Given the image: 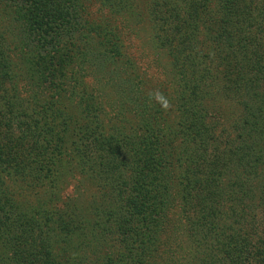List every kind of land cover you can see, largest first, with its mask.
I'll return each mask as SVG.
<instances>
[{
    "label": "trees",
    "instance_id": "obj_1",
    "mask_svg": "<svg viewBox=\"0 0 264 264\" xmlns=\"http://www.w3.org/2000/svg\"><path fill=\"white\" fill-rule=\"evenodd\" d=\"M174 206L180 264H264V0H0V264H176Z\"/></svg>",
    "mask_w": 264,
    "mask_h": 264
},
{
    "label": "rangeland",
    "instance_id": "obj_2",
    "mask_svg": "<svg viewBox=\"0 0 264 264\" xmlns=\"http://www.w3.org/2000/svg\"><path fill=\"white\" fill-rule=\"evenodd\" d=\"M100 13V12H99ZM103 14L106 13V11L101 12ZM100 13V14H101ZM134 21H130L131 26H132V31L126 34H130V36L128 37V41H130L131 43H133L132 41L136 40V43H133V46L137 47V50L139 51V49L142 48H146V50L148 52H151V55L148 57V60H144L145 64H143L144 66H149L147 72L149 73V71H152V69H155L158 71V69L153 65L152 63V58H153V52L157 53V51L154 48L151 47V41L149 40V34H148V26L146 25V23L140 22L139 24H134ZM136 22V21H135ZM139 26V28L134 29L136 26ZM126 32V31H125ZM138 36V38H137ZM139 47V49H138ZM152 48V50H151ZM159 61L161 62V64L163 65V69L167 70L168 68V60L165 56V54L161 51L158 53ZM158 59V57H156ZM142 68V67H141ZM159 73V71H158ZM166 74V73H165ZM159 74H156V76H159ZM167 76V75H165ZM162 77H164L162 75ZM161 77V78H162ZM74 181V186H70L67 190H66V195L67 196H75L76 195V191L79 190L76 188V185H82V188L84 189L85 196L88 195H92L96 190L95 188L84 178H82L80 175H76ZM184 219L183 217L180 215L179 213V209L177 206H174L172 209H170L168 216H167V224H166V229H165V233H164V238H165V242L167 241V243H170L171 245V252L174 254L175 259L177 260L176 264H180L183 260H184V256H187V252H186V247L187 246V240H186V236L183 232V224H184Z\"/></svg>",
    "mask_w": 264,
    "mask_h": 264
},
{
    "label": "clouds",
    "instance_id": "obj_3",
    "mask_svg": "<svg viewBox=\"0 0 264 264\" xmlns=\"http://www.w3.org/2000/svg\"><path fill=\"white\" fill-rule=\"evenodd\" d=\"M164 107H165V108H167V107H168V104H167V102H166V101L164 102Z\"/></svg>",
    "mask_w": 264,
    "mask_h": 264
}]
</instances>
